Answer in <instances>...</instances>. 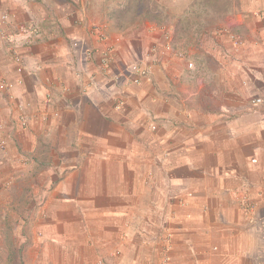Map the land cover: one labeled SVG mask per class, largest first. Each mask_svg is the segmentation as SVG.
<instances>
[{
    "label": "crops",
    "instance_id": "0c3cea01",
    "mask_svg": "<svg viewBox=\"0 0 264 264\" xmlns=\"http://www.w3.org/2000/svg\"><path fill=\"white\" fill-rule=\"evenodd\" d=\"M195 1L0 0V222L28 209L30 256L264 264V0Z\"/></svg>",
    "mask_w": 264,
    "mask_h": 264
},
{
    "label": "rangeland",
    "instance_id": "374dc122",
    "mask_svg": "<svg viewBox=\"0 0 264 264\" xmlns=\"http://www.w3.org/2000/svg\"><path fill=\"white\" fill-rule=\"evenodd\" d=\"M195 2L197 6L199 5L198 7L203 8L205 0H196ZM160 3L158 4L156 0H147V2H145V11L147 14L149 11V16L145 15V17L151 19L158 15L159 20L161 21L160 23H171L172 21L170 20L169 15L171 12L172 0H164ZM166 35L168 36V39H171V33L170 37L169 34ZM206 47H208V43ZM230 54H236V50H233ZM27 210V208H24L22 213H25ZM13 213L20 214L21 211L14 208ZM22 213L16 218V220L13 218L10 223L7 222L5 225H2V222H0V264H75L72 262L68 263L67 260L60 259L59 257H57V262H55L50 261V259L44 261L46 258H41L40 255L30 256V253L28 252L29 245L32 244L30 236L37 231L30 233L32 225L25 217H23L24 215H22ZM39 235L41 236L42 233L40 232Z\"/></svg>",
    "mask_w": 264,
    "mask_h": 264
},
{
    "label": "built area",
    "instance_id": "2783aa9c",
    "mask_svg": "<svg viewBox=\"0 0 264 264\" xmlns=\"http://www.w3.org/2000/svg\"><path fill=\"white\" fill-rule=\"evenodd\" d=\"M9 24V15L7 13H0V35L3 36L5 39H9L11 35L8 34V31L6 30L7 26ZM38 28L36 26L32 27V36H38ZM99 38L101 40L106 39V33L99 31L98 33ZM165 39L168 41V36L166 35ZM79 43L75 42L74 46H78ZM168 48H171V43L169 42ZM156 51L155 47H152L151 52L154 54ZM101 58L99 59V68L103 72H109L110 66L113 63L114 59V45H107L104 49L100 51ZM16 60H21V57L19 55L15 54ZM149 75V65L146 62L137 61L133 62L132 64L128 65L126 68V71L124 72V78L127 77V81L134 83V84H140L142 82V79ZM11 88L10 83L6 79H2L0 81V92L4 90H8ZM256 102H262L261 98H257L255 100ZM21 123L26 126L28 124V118L25 114H22L20 117ZM4 128L3 122H0V130ZM7 147V140L5 138L0 137V152L4 151ZM246 202L248 201L247 198L244 199ZM247 211L249 214L252 213L253 206L252 205H246Z\"/></svg>",
    "mask_w": 264,
    "mask_h": 264
},
{
    "label": "trees",
    "instance_id": "16d2710c",
    "mask_svg": "<svg viewBox=\"0 0 264 264\" xmlns=\"http://www.w3.org/2000/svg\"><path fill=\"white\" fill-rule=\"evenodd\" d=\"M133 3H134V1L131 3V6L133 5ZM126 11H127V10H126ZM126 11H125V12H126ZM128 13H129V12H128ZM148 14H149V11H148ZM148 14H147V16H149ZM122 16H123L122 18H124V19H128V20L130 19V16H129L128 14H126V13H122ZM151 19L159 20V16L157 15V16H155L154 18H151Z\"/></svg>",
    "mask_w": 264,
    "mask_h": 264
}]
</instances>
